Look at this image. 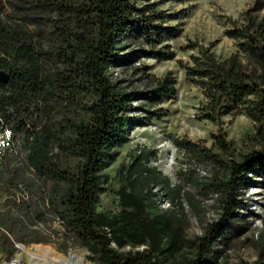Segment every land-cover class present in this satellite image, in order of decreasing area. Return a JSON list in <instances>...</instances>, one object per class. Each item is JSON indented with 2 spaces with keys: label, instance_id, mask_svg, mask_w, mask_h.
I'll return each instance as SVG.
<instances>
[{
  "label": "trees",
  "instance_id": "obj_1",
  "mask_svg": "<svg viewBox=\"0 0 264 264\" xmlns=\"http://www.w3.org/2000/svg\"><path fill=\"white\" fill-rule=\"evenodd\" d=\"M159 2L0 0V71L9 76L7 83L0 82V130L7 127L26 137L27 164L48 186V209L100 264H164L159 255L184 244L197 252L188 264H208L202 255L235 233L232 221L242 217L237 211L242 190L264 186V24L248 17L225 32L240 41L245 60L237 52L220 60L211 45L198 47L189 63L180 62L186 79L202 90L200 119L217 124L245 115L254 126L256 146L239 159H223L187 139L173 140L178 150L213 163L205 188L221 203L219 221L197 240L184 239L173 217L152 204L148 191L136 188L135 177L117 191V212L96 210L105 192L102 172L114 150L128 143V129L147 124L144 117L129 115L136 111L132 102L156 105L176 95L170 73L149 91L138 92L112 80L109 72L145 56L174 58L169 45L126 52L130 45L153 48L178 36L176 27L165 25L178 14L159 11ZM212 138L222 153L231 154L224 132ZM155 176L152 169L150 182ZM4 225L9 233L19 226L12 217H5ZM0 233V247L13 249L6 233ZM251 264H264V255Z\"/></svg>",
  "mask_w": 264,
  "mask_h": 264
},
{
  "label": "rangeland",
  "instance_id": "obj_2",
  "mask_svg": "<svg viewBox=\"0 0 264 264\" xmlns=\"http://www.w3.org/2000/svg\"><path fill=\"white\" fill-rule=\"evenodd\" d=\"M157 1H160L159 11L178 14L177 19L165 22L178 29V36L153 48L130 45L126 52L136 48L164 50L169 45L174 58L158 61L145 56L130 65L111 68L109 72L112 80L138 92L149 91L170 73L175 81L176 95L156 105L143 100L132 102L136 111L129 115L144 117L147 124L128 129V143L114 150L113 161L102 172L105 192L100 195L96 210L117 212V191L128 186L135 177L136 188L148 191L152 204L173 217V223L179 227L184 239L195 241L210 224L222 217L217 195L208 193L205 188L214 165L202 155L178 150L173 140H190L223 159H239L256 145L252 139L253 123L245 115L224 117L217 124L199 118L202 90L186 79L180 62L189 63L191 55H197L198 47L211 45L220 60L236 52L244 59L240 41L227 37L225 32L244 23L248 17L264 24V0ZM191 44L195 47L187 48ZM150 112L155 114L150 115ZM220 131L231 142L229 155L214 146L212 135ZM12 138L10 148L0 156V232L6 233L13 249L0 247V263L31 264L32 259L18 248L17 244H22L44 255L72 257L76 264H100L48 209V186L27 164L23 146L26 137L12 134ZM50 149L56 151L54 145H50ZM152 169L156 179L150 182ZM128 172L132 173V178L126 176ZM237 199L242 205L237 209L242 217L232 221L235 233L227 240L215 241L211 251L202 255L200 259L205 258L208 264H251L264 255V186L246 188ZM5 217L14 218L19 225L13 231L9 230L10 233L4 225ZM14 231L20 236L15 237L11 233ZM159 256L164 264H188L197 252L193 246L184 244L176 252L164 251Z\"/></svg>",
  "mask_w": 264,
  "mask_h": 264
},
{
  "label": "bare ground",
  "instance_id": "obj_3",
  "mask_svg": "<svg viewBox=\"0 0 264 264\" xmlns=\"http://www.w3.org/2000/svg\"><path fill=\"white\" fill-rule=\"evenodd\" d=\"M18 248L24 251L31 259V264H76V262L72 259V257H58L51 256L49 254H41L39 252L33 251L28 247L17 244ZM43 261V262H42Z\"/></svg>",
  "mask_w": 264,
  "mask_h": 264
},
{
  "label": "built area",
  "instance_id": "obj_4",
  "mask_svg": "<svg viewBox=\"0 0 264 264\" xmlns=\"http://www.w3.org/2000/svg\"><path fill=\"white\" fill-rule=\"evenodd\" d=\"M12 132L7 127L0 130V156L10 148L12 144Z\"/></svg>",
  "mask_w": 264,
  "mask_h": 264
},
{
  "label": "water",
  "instance_id": "obj_5",
  "mask_svg": "<svg viewBox=\"0 0 264 264\" xmlns=\"http://www.w3.org/2000/svg\"><path fill=\"white\" fill-rule=\"evenodd\" d=\"M8 79H9L8 74L4 71H0V82L5 84L8 82ZM0 264H21V263L10 262V263H0Z\"/></svg>",
  "mask_w": 264,
  "mask_h": 264
}]
</instances>
